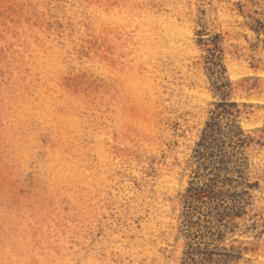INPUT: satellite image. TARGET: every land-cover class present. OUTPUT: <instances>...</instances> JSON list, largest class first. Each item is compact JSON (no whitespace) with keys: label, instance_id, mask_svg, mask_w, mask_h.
I'll return each mask as SVG.
<instances>
[{"label":"rangeland","instance_id":"374dc122","mask_svg":"<svg viewBox=\"0 0 264 264\" xmlns=\"http://www.w3.org/2000/svg\"><path fill=\"white\" fill-rule=\"evenodd\" d=\"M0 264H264V0H0Z\"/></svg>","mask_w":264,"mask_h":264},{"label":"trees","instance_id":"16d2710c","mask_svg":"<svg viewBox=\"0 0 264 264\" xmlns=\"http://www.w3.org/2000/svg\"><path fill=\"white\" fill-rule=\"evenodd\" d=\"M228 170V168H226ZM241 172V171H240ZM215 185H208L207 188H204L203 186L195 188L194 191L195 193H192L191 196L195 195L194 198H204V197H209L210 199H216L218 196L216 195L215 191Z\"/></svg>","mask_w":264,"mask_h":264}]
</instances>
